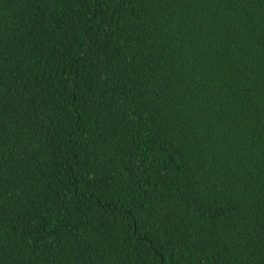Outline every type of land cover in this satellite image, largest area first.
I'll use <instances>...</instances> for the list:
<instances>
[{"label": "trees", "instance_id": "1", "mask_svg": "<svg viewBox=\"0 0 264 264\" xmlns=\"http://www.w3.org/2000/svg\"><path fill=\"white\" fill-rule=\"evenodd\" d=\"M0 264H264V0H0Z\"/></svg>", "mask_w": 264, "mask_h": 264}]
</instances>
